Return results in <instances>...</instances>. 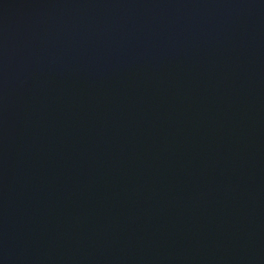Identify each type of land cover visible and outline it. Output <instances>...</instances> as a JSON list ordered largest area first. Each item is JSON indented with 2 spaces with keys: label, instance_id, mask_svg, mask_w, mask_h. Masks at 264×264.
Wrapping results in <instances>:
<instances>
[{
  "label": "water",
  "instance_id": "95a60500",
  "mask_svg": "<svg viewBox=\"0 0 264 264\" xmlns=\"http://www.w3.org/2000/svg\"><path fill=\"white\" fill-rule=\"evenodd\" d=\"M0 264H264V0H0Z\"/></svg>",
  "mask_w": 264,
  "mask_h": 264
}]
</instances>
